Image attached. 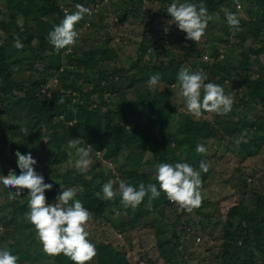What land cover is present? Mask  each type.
Returning a JSON list of instances; mask_svg holds the SVG:
<instances>
[{
    "label": "trees",
    "instance_id": "obj_1",
    "mask_svg": "<svg viewBox=\"0 0 264 264\" xmlns=\"http://www.w3.org/2000/svg\"><path fill=\"white\" fill-rule=\"evenodd\" d=\"M104 1L0 0L3 6L0 9V175L7 176L10 170L19 175L15 153H31L37 161L33 166L36 172L43 175L45 183L53 185L45 192L47 202H56L61 185L65 189H77L75 199L83 203L95 220H103L108 209L117 208L120 215L114 220L117 219L121 233L126 234L127 229L156 227V221L149 222L147 218L153 216L152 211L164 213L172 202L161 192L156 199L150 200V194L146 196L135 210L125 209L120 195L113 200L96 196L97 192L103 195L104 183L112 181L114 189H118L121 180L137 189L140 183H153L159 189L158 182L152 178L157 164L186 162L199 170L203 160L211 167L208 173L201 172L203 201L198 211L202 219L211 222L220 215V206L203 189L216 165L213 162L216 150L224 147L226 153L242 161L260 154L264 161V0H190L206 5L213 17L208 25L214 19H222L220 33L213 34L207 27L199 43L186 39L185 32L181 39H176L175 31L181 30L170 23L173 18L167 12L175 0H115V5L123 9L119 15L121 22L128 18H151L145 23L137 57L128 65L123 64L112 45L107 27L101 32L104 11L100 5ZM77 4L91 10V15H85L75 25L78 36L88 32L85 28L90 31L95 28L96 39L92 38L93 45L82 53L67 48L57 52L48 34L66 13L76 10ZM229 13L239 20L240 30L230 28ZM166 28L171 31L166 40L172 44L171 48L160 47V40L167 38ZM17 39L24 45L22 49L13 46ZM174 44L183 46L185 51L173 50ZM207 54L209 57L205 60ZM27 59L32 60L28 66ZM182 67L192 72L202 70L208 76L206 82L221 85L225 94H230V88L235 97L232 111L224 116L205 112L198 119L189 114L175 124L172 116L176 115L177 108L171 104V93L175 92L172 86L178 83L177 75ZM157 73L161 81L153 91L147 81ZM52 80L55 86L44 91ZM154 125L159 128L157 135L151 133ZM144 130L149 134L144 135ZM78 137L82 139L81 146L89 144L92 151L103 152L91 166L90 175L71 170L69 158L75 150H69L72 148L68 141ZM240 137L243 141L237 146L235 141ZM198 144L205 146V154L196 152ZM48 149L52 150V156L47 159ZM135 149L151 154L152 160L146 164L149 171L142 169L140 163L130 162ZM106 164L112 167L107 169ZM56 165L66 166L65 170L61 168L59 178L55 174L58 170L53 169ZM236 183L239 201L228 209L225 220L218 219L224 231L217 257L221 258V264H264V189L250 187L242 176ZM4 191L10 194L16 189L4 187L0 195ZM247 193L252 197L246 201ZM28 194L27 189L22 190L21 196L7 202L9 216H0V225L8 227V231L1 229L0 249H7L13 255L8 238L21 237L26 233L21 228L32 225L26 216L30 211ZM161 233L164 230L159 227L158 238ZM168 236L167 244L157 239L156 258L145 253L141 256L145 260L137 264H179L185 237L176 228ZM32 242L39 244L36 252L52 258L56 264H74L62 253L46 254L34 237ZM93 244L97 255L88 264H131L127 253L112 244Z\"/></svg>",
    "mask_w": 264,
    "mask_h": 264
},
{
    "label": "clouds",
    "instance_id": "obj_2",
    "mask_svg": "<svg viewBox=\"0 0 264 264\" xmlns=\"http://www.w3.org/2000/svg\"><path fill=\"white\" fill-rule=\"evenodd\" d=\"M239 6V5H237ZM76 10L66 13L59 25H55L48 34L49 42L59 52L62 49L71 50L70 46L76 44L78 32L75 25L85 15H91V10L77 4ZM167 12L173 18L170 23H175L178 28L186 33V39L199 43L205 35L208 22L213 19L203 2L196 3L190 0H175L167 8ZM227 22L232 30H240V22L234 14H227ZM22 49L24 45L17 39L13 45ZM159 73L150 75L147 84L150 90H155L160 83ZM177 84L173 89H178L174 94L183 102L187 113L194 118H200L205 112L220 116L227 115L233 109L235 102L231 94H225L224 88L216 83L206 82L208 76L202 70L192 72L182 67L177 75ZM60 103L63 102L61 99ZM243 141L238 138L237 146ZM82 139L72 138L68 141L70 148L75 150L78 157L75 164L81 173L88 171L90 166L91 145L81 146ZM198 154H205L207 149L203 144L196 146ZM18 167L20 174L10 170L7 176L0 175V183L7 189H16L10 192V199L21 196L22 190L27 189L28 207L27 220L35 227L36 235L43 250L49 256L61 253L70 258L74 264H88L97 255L95 245L88 239L87 226L92 219V213L84 207L80 200L75 199V189H65L61 185V193L56 197V202L49 204L45 195L46 190H51L53 185L45 183L44 177L38 174L33 167L37 161L31 153L25 155L17 151ZM211 165L207 161H201L199 170L190 164L184 163H160L156 165L155 180L159 184L140 183L138 189L121 180L118 189H114L112 181L102 185V193L96 196L103 200H113L117 195L121 197V203L125 209L135 210L146 196L149 199L159 198L161 192L165 193L168 200L178 205L179 211L189 213L202 205L203 196L201 187L203 180L201 172L208 173ZM58 183V182H57ZM71 202V203H70ZM19 257L13 255L7 249H0V264H17Z\"/></svg>",
    "mask_w": 264,
    "mask_h": 264
},
{
    "label": "rangeland",
    "instance_id": "obj_3",
    "mask_svg": "<svg viewBox=\"0 0 264 264\" xmlns=\"http://www.w3.org/2000/svg\"><path fill=\"white\" fill-rule=\"evenodd\" d=\"M113 1L115 0H105L103 4L100 5L102 8L100 10L104 11V21L101 25V32H103L107 27L106 30L108 34H110L109 36L111 37L112 45L119 52L123 64L128 65L130 60L137 57L138 47L143 37L145 23L151 18H143L138 20L128 18L127 21L121 22L119 20V15L123 9H119V7L116 6ZM144 7L148 8V5H144ZM2 8V2H0V9ZM1 15L2 14H0V16ZM95 20H98L97 17H95ZM19 21L22 23V19ZM221 22V18L214 19L209 23L208 30H210V32L213 34L218 35L220 33L218 29L220 28L219 25ZM159 27L162 29L163 25H160ZM85 29H87V33H79L82 34L87 40L83 39V37H80L81 35L78 36L76 44L70 46L71 51L82 53L83 50H86L89 48V46L93 45V40L91 39L95 38V28H92L91 31L89 28ZM164 32L167 35V38L160 40V47L167 45L171 48L172 44L166 41L171 31L166 28ZM175 33L177 34L176 37H178L176 39H181L185 35V33H182V31H175ZM1 36L2 31H0V42ZM98 38H100V34L98 35ZM176 49L179 52L185 51L183 46L174 44L173 50ZM176 54H178V52L175 53V55ZM168 57L163 56L164 59H168ZM208 57L209 56L207 54L204 59L208 60ZM31 61V59H27L25 64L28 66ZM55 83L56 82L54 80L50 81L49 84L44 88V91H49L48 88L55 86ZM175 91H178V89H175ZM231 92L232 91H230V88H228V93L231 94ZM171 94L173 97L171 99V104L177 108V112L175 113L176 115L173 114L172 116L176 124V122L185 119L189 114L187 113L182 100H180L174 94V91ZM250 116L252 117L253 113H250ZM151 133L153 135L159 134V128L157 125L151 127ZM75 134L80 136V134H77V130H75ZM148 134L149 132L146 130L144 135ZM78 139L81 138L78 137ZM47 140L48 139H45V141ZM208 145L210 146L211 143L209 142ZM224 149V147H221L219 150H216L215 159L213 160L216 165L211 172V176L207 182V185L203 189L207 191L206 195L210 197V200H216L219 202L220 215L217 214L216 219H212L211 222H208L207 219H202L198 211L199 208L193 210L191 213L187 211H179L178 205L172 202L170 206L166 207V211L164 213H162L160 210L152 211L153 216L147 218L149 222L152 220L156 221V227L144 226L142 228L138 227L137 229H127V233L123 234L119 229V225H117V219L114 220L116 216L120 215L119 210L115 207H111L106 212L103 220H95V218L91 219L87 226V231L90 234L88 239L92 243L107 242L112 244L117 250L127 253V258L131 264H137L140 260H145L141 259V256L145 253H148L151 258H156L158 255L157 239H160V241L165 244L169 243L170 237L168 234H172L173 229L176 228L177 233L181 235V237H185L181 245L182 250L180 251V258L182 259L179 264H221V258H218L217 255L222 249L224 227L218 219L225 220L228 209L239 201V194L236 193L235 189V185L237 184L236 181H238L239 177L242 176L247 180L250 187L257 190L264 189L263 157L260 154H256L242 161L241 159L237 158L236 155H233L229 152L226 153ZM69 150L71 152L74 151V149ZM102 154L103 152H94L91 150V163L88 171L85 172L86 174L90 175L89 171L91 166L95 163L96 158L99 159L102 157ZM131 155L132 157L130 158V162H135L136 164L140 163L142 169L144 168L149 171V167L146 166V164L152 160L150 153H142L135 149ZM51 156L52 150L48 149L47 159ZM122 156L124 160H126V154H123ZM69 159L71 170H73V172L77 171L81 173L75 164L76 159H78L75 153L70 155ZM106 166L107 169L112 167L110 164H106ZM61 168L62 170H65L66 166ZM61 168L57 165L53 168L58 170L55 172L57 178L61 176L60 173L62 174V172H60ZM152 178L155 179V176L153 177L152 175ZM3 189L4 186L2 183H0V190ZM75 190L77 192V189ZM239 191L240 189H237V192ZM9 196L10 194L7 191H4L0 195V216H9V205L7 204L8 201H11ZM251 197V193H247L245 195L246 201L250 200ZM49 204H52V202ZM159 227H162L164 233H161L158 238L157 231ZM1 229L8 231V227L1 223L0 237L2 236ZM26 229L28 230L25 231ZM21 230L26 232L21 237L10 236L8 238V241L13 245L12 250L14 251V255L19 257L18 260H20L22 263L24 262L23 264H56L52 258H46L41 252L35 251L37 248L36 246L39 244L32 242L33 237L38 240L36 230L33 225L22 227Z\"/></svg>",
    "mask_w": 264,
    "mask_h": 264
}]
</instances>
